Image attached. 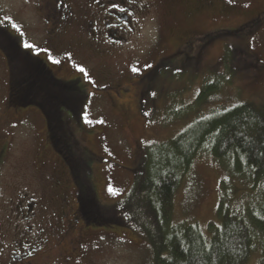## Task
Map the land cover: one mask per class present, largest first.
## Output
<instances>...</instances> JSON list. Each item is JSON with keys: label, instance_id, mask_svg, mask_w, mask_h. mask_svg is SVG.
<instances>
[{"label": "rangeland", "instance_id": "rangeland-1", "mask_svg": "<svg viewBox=\"0 0 264 264\" xmlns=\"http://www.w3.org/2000/svg\"><path fill=\"white\" fill-rule=\"evenodd\" d=\"M39 1L0 0V28L5 27L27 54L60 76L73 78L79 74L76 69H84L86 80L79 81L78 88L86 96L77 109V119L63 112L67 117L64 133L68 130L71 138L64 135L62 150L77 165L74 186L86 184L80 189L88 186L95 191V201L107 221L106 225L94 221L84 233L86 262L152 264L162 244L155 247L148 239L149 221L134 188L149 169V148L173 140L195 116H204L218 105L243 102L264 107V0H206L209 5L213 2L212 10L196 19H190L185 0H139L144 10L132 19L135 31L121 34L126 42L112 51L108 46H90L74 30H66L49 47L44 38L46 15L40 13ZM76 1L82 5L85 0ZM205 34L209 42L203 46ZM189 36L201 49L197 51L199 46L194 45L188 65L156 78L159 94L139 92L132 69L147 67L157 59L169 66L172 61L164 58L180 51ZM228 47L235 56L224 64ZM229 68L235 71L232 76L227 73ZM208 76L213 83L219 77L226 80L209 102L192 110ZM102 83L111 84L114 90ZM8 88V64L0 48V237L13 240L14 205L22 196L41 201L49 225L57 224L52 216L62 200L75 206L73 182L61 155L47 142L43 114L34 107L9 108ZM55 175L61 183L52 182ZM224 177L227 174L211 157L196 158L173 194L171 225L197 224L205 234L211 223L218 225V189ZM233 186L239 194L240 184ZM244 200L239 199L236 206Z\"/></svg>", "mask_w": 264, "mask_h": 264}, {"label": "trees", "instance_id": "trees-1", "mask_svg": "<svg viewBox=\"0 0 264 264\" xmlns=\"http://www.w3.org/2000/svg\"><path fill=\"white\" fill-rule=\"evenodd\" d=\"M0 48L8 64L9 108H39L48 125L51 145L71 165L70 156L61 148L65 140L61 123L67 118L63 112L76 118L86 95L77 84L56 80L44 62L27 54L5 27L0 28ZM234 56L226 48L222 63ZM234 72L227 70L229 76ZM212 79H205L207 83L202 84L199 101L192 110L221 91L226 79L219 77L216 83ZM192 120L173 140L151 145L146 163L149 169L134 187L149 221L145 233L155 247L162 244L152 264H264V107L243 102L218 105ZM201 156L211 157L228 176L219 184L218 225L211 223L206 234L197 224L171 225L173 194ZM73 170L76 173L77 165ZM236 182L240 184L239 194L233 186ZM80 190L95 223L106 225L90 187ZM239 199L245 200L236 206Z\"/></svg>", "mask_w": 264, "mask_h": 264}, {"label": "flooded vegetation", "instance_id": "flooded-vegetation-1", "mask_svg": "<svg viewBox=\"0 0 264 264\" xmlns=\"http://www.w3.org/2000/svg\"><path fill=\"white\" fill-rule=\"evenodd\" d=\"M204 1L206 0L183 1L187 4L190 19L192 17L196 19L205 13L207 9L212 10L213 2L209 5V2ZM40 3L41 6L38 9L40 13L46 15L44 24L47 28L44 38L49 47L66 30H74L78 31L79 35L96 49L103 46H108L107 48H111V51L120 48L126 42L121 34L135 31V27L131 25L132 19L141 15L144 10L139 0H85L82 5H79L76 0H40ZM223 6L221 12L224 11L225 6L224 8ZM207 38H209L207 34L201 37L203 46L207 41L209 42ZM188 39L183 45L181 44V50L186 49V54L182 55L181 50H174L166 55L164 60L172 61L169 66H165L164 62L159 59L152 65H147V67L144 65L141 69L134 66L133 69H136V71L133 72L137 76L136 82L139 86V92L144 96L159 94L154 85L156 78L157 80L161 79L170 71L176 70L178 72L181 67L188 65L193 58L194 53L192 51L196 48L194 45L198 43L193 44L192 41L194 40L191 39V36ZM197 46H199L197 48V51H199L201 47L198 44ZM67 59L70 61L68 56ZM45 66L52 76L60 82L73 83L78 86L79 81L84 82L86 80L84 72L80 71L81 68L76 69L79 74L71 78L60 76L46 64ZM60 66L61 60L59 59L58 67L60 68ZM101 85L107 90H114L109 83H102ZM32 107L27 106L22 109ZM37 109L41 112L39 108ZM45 124L48 132L46 119ZM61 124L63 129H66L67 123L63 122ZM64 135L71 138L68 130ZM50 139L48 133L47 142L50 143H48L49 145H51ZM61 161L70 180L73 182V204L75 207L68 206V203L62 200L57 214L52 216V220L57 221V224L49 225L44 220L47 210L42 208L41 201L32 196H22L14 205V239L12 240L11 236L8 240L0 237V264H87V252L83 235L90 228L95 216L92 215V211L88 210L83 202L80 188L76 185L78 188L76 189V186H74L75 173L73 167L75 163L70 160L71 166L63 157ZM55 180L62 182L61 177L58 175L54 176L52 182L54 183ZM90 191L92 198L95 199V191L91 188Z\"/></svg>", "mask_w": 264, "mask_h": 264}, {"label": "snow or ice", "instance_id": "snow-or-ice-1", "mask_svg": "<svg viewBox=\"0 0 264 264\" xmlns=\"http://www.w3.org/2000/svg\"><path fill=\"white\" fill-rule=\"evenodd\" d=\"M121 11H123V9H121ZM25 47H26V48H30V47H32V46H31V45H28V44H25ZM80 71H81V72H84V69L81 68ZM133 71H136V69H133Z\"/></svg>", "mask_w": 264, "mask_h": 264}]
</instances>
